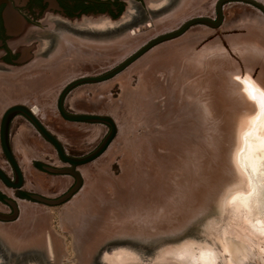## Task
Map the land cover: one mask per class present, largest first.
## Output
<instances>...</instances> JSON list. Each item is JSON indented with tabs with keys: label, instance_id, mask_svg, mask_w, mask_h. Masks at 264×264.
I'll use <instances>...</instances> for the list:
<instances>
[{
	"label": "rangeland",
	"instance_id": "374dc122",
	"mask_svg": "<svg viewBox=\"0 0 264 264\" xmlns=\"http://www.w3.org/2000/svg\"><path fill=\"white\" fill-rule=\"evenodd\" d=\"M180 1L186 7L178 14L130 37L116 32L107 42L97 38L93 44H84L68 33L64 32L70 38L66 40L55 33L52 45L37 55L35 65L20 70L0 68V94L23 99L19 103L29 108H41L46 127L69 155L90 153L109 127L65 120L56 106L59 92L78 77L100 75L120 64L147 42L129 45L131 53L123 56L127 44L148 32H161L165 24L178 27L200 15L215 17L217 0ZM256 1L264 5V0ZM223 7L221 27L195 24L183 35L185 38L156 44L113 81L82 83L69 91L65 109L110 115L116 120L117 134L103 154L79 167L82 185L67 204L47 206L19 199L0 181L2 191L16 196L18 204H31L37 214L26 220L20 211V218L0 222L1 257H8L5 248L23 249L29 234L40 236L52 229L67 236L69 243L74 236L72 245L76 236L90 232L87 242L109 238L112 242L145 245L175 241L196 224L220 213L231 195L249 192L248 180L235 156L247 133L264 135V11L244 1H230ZM67 40L77 42L86 56L49 70L47 67L61 61L71 46ZM92 52L96 55L90 56ZM121 75L128 78L117 80ZM108 82L112 83L106 85ZM4 108L0 106V117ZM20 133L29 171L24 156L16 152ZM10 142L14 156L25 169L23 191L56 196L73 183L68 174L41 169V165H65L54 146L22 115L10 124ZM0 167L12 175L1 147ZM77 199L79 212L87 217L85 228L82 216L74 222L63 218ZM0 211L6 212L8 207L0 203Z\"/></svg>",
	"mask_w": 264,
	"mask_h": 264
},
{
	"label": "water",
	"instance_id": "95a60500",
	"mask_svg": "<svg viewBox=\"0 0 264 264\" xmlns=\"http://www.w3.org/2000/svg\"><path fill=\"white\" fill-rule=\"evenodd\" d=\"M174 0H0V60L19 64L32 60L52 45L56 30L64 25L85 33L113 34L140 22L148 14L168 7ZM230 1L251 3L264 11L256 0H217L216 20L197 16L186 21L178 30L150 39L120 64L100 75L81 76L59 92L56 106L68 121L103 123L109 131L100 144L82 156L69 155L63 144L23 103L8 106L0 117V147L12 176L0 167V181L11 190L24 186V174L14 156L10 142V124L17 115L28 119L40 135L50 142L62 167L41 165V169L55 174H68L76 183L59 199L30 194L34 200L59 204L82 185L79 167L105 152L117 133L114 119L107 114L78 113L65 109L66 95L82 83H96L122 71L152 46L175 38L195 24L220 26L223 5ZM235 161L248 180L249 192L229 197L220 213L196 224L185 236L175 241H159L152 245L136 242H111L101 245L96 258L98 264H264V135L247 133L241 140ZM14 210L0 213V220L17 217L14 201L4 198Z\"/></svg>",
	"mask_w": 264,
	"mask_h": 264
},
{
	"label": "flooded vegetation",
	"instance_id": "af4514ba",
	"mask_svg": "<svg viewBox=\"0 0 264 264\" xmlns=\"http://www.w3.org/2000/svg\"><path fill=\"white\" fill-rule=\"evenodd\" d=\"M184 7H186L185 3L183 4V2H181L180 0H174L168 7L159 9L157 11H154L148 14L140 22L128 28H125L121 31H118L117 34L127 33V35L129 36H133L134 34L138 32L147 31L153 28L156 25L157 21L165 19L166 17H170L173 14H178V12H180ZM213 19L216 20V16ZM186 21L182 22L178 27L174 28L173 30L169 32L178 30ZM57 32L61 33V37H64L65 40L70 39L69 35H71V36H74L75 40H77L78 42H82L84 44H86L87 42L93 44L95 43L97 38L107 42L111 40V38L114 35V33L107 34V35L85 33L72 26H67V25L59 27L55 33ZM64 32L68 33L69 35L64 36L65 34ZM37 58L38 57L36 56L32 60L19 63V64H10V63L0 60V68L3 67L9 70H16V69L20 70V69L28 68V67L35 65ZM75 183H76V180L73 178V183L70 185V187L67 188L65 192L59 195L50 196V195L41 194V196L46 197L48 199H54V200L59 199L66 192H68L69 189L72 186H74ZM22 188L14 189V190L12 189L13 194L18 195L19 199L27 200L30 202L33 201L35 203L39 202L47 206H58L63 203L67 204L75 196L74 194H72L70 197H68L63 202L53 205V204H47V203H43V202L32 199L30 197V194H33V193L23 191ZM72 196L73 198L70 199ZM15 197L6 194L4 191L0 189V203L8 207V211L6 212L0 211V213H4L7 215H11L14 213L13 207L6 200H4V198L14 201L17 205V209H18L17 217L13 220H8V221H14L18 219L19 214H20L18 203ZM1 221L3 220H0V222ZM90 233L88 235L85 234L82 236V239H81L82 241L81 242L79 241L77 245L78 248H76L77 246L74 248L72 245L73 237H72V242L69 243L67 236L59 234L53 229H52V232L48 231L47 234L40 235V236H30L32 235L31 233L29 234V236H27L26 244L23 249L22 247L19 249L17 248V249H10V250H6L5 248L6 253H8V257H3V256L1 257L0 255V264H98L97 258H96V252L98 248L103 244L111 243L112 238L104 239V240H100L96 242H87V238L90 239L91 237ZM80 243H82V245Z\"/></svg>",
	"mask_w": 264,
	"mask_h": 264
},
{
	"label": "bare ground",
	"instance_id": "6f19581e",
	"mask_svg": "<svg viewBox=\"0 0 264 264\" xmlns=\"http://www.w3.org/2000/svg\"><path fill=\"white\" fill-rule=\"evenodd\" d=\"M212 2H214V0L212 1ZM201 3V2H200ZM215 3V2H214ZM192 5V4H191ZM199 5V4H198ZM199 7V6H198ZM202 8V7H201ZM203 9V8H202ZM224 9V7L222 8V10ZM200 10V9H199ZM198 11V10H197ZM196 12V11H195ZM197 13V12H196ZM202 13V12H201ZM198 14H200V13H198ZM203 14V13H202ZM223 14V13H222ZM200 16H202V15H200ZM223 16V15H222ZM179 17V16H178ZM197 17V16H196ZM212 19V18H211ZM175 21V20H174ZM173 21V22H174ZM222 21H223V19H222ZM172 22V23H173ZM221 24H223V22H221ZM220 24V27L222 26ZM160 25V24H159ZM180 25V24H179ZM174 27H176V26H170L169 27V24H165L164 26H163V28H161L162 30H161V32H164V31H168V30H172ZM219 27V26H218ZM228 27V26H227ZM192 27H190V28H188L184 33H182L181 35H179V36H177V37H175V38H172V39H170V40H168V41H171V40H173V39H176V38H180V37H182L183 35H185L190 29H191ZM223 29V28H222ZM160 30H156L155 32H153V33H149L148 32V34H145V35H143V36H140V37H138V38H136L134 41H132V42H130V43H125V46H126V44L128 45V47H125L124 48V55L123 56H127V55H129L130 53H131V49L129 48L130 46H132L133 45V43H136V42H139L140 44L141 43H145V42H148L149 41V39H153L154 37H156L159 33L161 34V32H159ZM223 31V30H222ZM202 32V31H201ZM200 33V32H199ZM225 35V34H224ZM226 36V35H225ZM130 37V36H129ZM184 38H185V36H183ZM132 38V37H131ZM221 38V37H220ZM222 38H223V36H222ZM214 39H216V37L214 38ZM219 39V38H218ZM68 41V40H67ZM123 41V40H122ZM124 41H126L125 39H124ZM161 43V42H160ZM67 44H69V45H71V46H69V48H67L66 50H65V54H64V57L62 58V60L61 61H59L56 65H54L53 67H47L49 70L50 69H58V68H60L61 66H63L64 67V65L67 63V61L68 60H73V58L75 59V58H77L78 60H81V59H84V56H86V52H84V51H82L80 48H79V45H78V43L77 42H73V41H68L67 42ZM162 44V43H161ZM130 45V46H129ZM139 45V44H138ZM157 45H159V44H157ZM157 45H154V46H152L151 48H149L147 51H145L142 55H140L137 59H135L132 63H130L127 67H125L122 71H120V72H118L117 74H115L114 76H112L111 78H109V79H106V80H103V81H101V82H106V81H109V80H111L112 79V81H113V79H115V77L116 76H118L119 74H123L122 72L123 71H125L127 68H129L134 62H136L138 59H140L143 55H145L148 51H150L152 48H154L155 46H157ZM171 47V46H170ZM66 48V47H65ZM140 49V48H139ZM156 50V49H155ZM159 50V49H158ZM120 51V50H119ZM166 51H167V49H166ZM97 52V51H96ZM157 51H155L154 53H156ZM162 52V51H161ZM102 53V52H101ZM118 53H120V52H118ZM98 54H100V53H98ZM97 54V55H98ZM162 54V53H161ZM160 54V55H161ZM91 55H93V56H95L96 55V53L95 52H92V53H90V56ZM159 56V55H158ZM97 57V56H96ZM151 60V59H150ZM153 60V59H152ZM97 61V60H96ZM146 62V61H145ZM138 64V63H137ZM66 66V65H65ZM46 67V66H45ZM62 67V68H63ZM38 69V68H37ZM44 69H46V68H44ZM40 69H38V71H39ZM66 70V69H65ZM65 70H63V71H65ZM131 71V70H130ZM123 76H127V75H121V76H119L118 77V79L117 80H120V79H127L128 77H123ZM129 76H130V74H129ZM122 79V80H123ZM124 82H125V80H124ZM112 82H108V83H105L106 85H109V84H111ZM11 86V85H10ZM12 87V86H11ZM104 87H106V86H104ZM5 89V88H4ZM8 89H10V88H8ZM7 91V90H6ZM25 91H27V90H25ZM2 92V91H1ZM8 92V91H7ZM22 92V91H21ZM20 93V92H19ZM13 95V94H12ZM57 97V96H56ZM23 100V99H22ZM20 98H10V97H6L5 95H1L0 94V104H2L3 105V107L5 106V108H7L8 106H10V105H13V104H15V103H19L20 101H22ZM2 105H0V106H2ZM4 108V109H5ZM31 109V111H32V113H34V115H36L39 119H40V121L45 125V123H44V121H43V119H42V116L40 115V111L42 110L41 108H38V107H36V106H34V107H32V108H30ZM45 117V116H44ZM46 119V118H45ZM114 121H116V120H114ZM116 123V122H115ZM46 126V125H45ZM116 126H117V124H116ZM118 127V126H117ZM222 131H223V129H222ZM22 133V132H21ZM20 133V135L17 137V139H16V141H15V144H16V152L17 153H20L21 155H23L24 156V163L25 164H27V162H28V160H29V158H28V156H27V151L25 150V148L23 147V144H22V137H23V135ZM117 134V133H116ZM217 148V147H216ZM215 158V157H214ZM18 163H19V161H18ZM20 165V164H19ZM216 165V164H215ZM20 167H21V165H20ZM2 168V167H1ZM26 170H28L27 168H28V164L26 165ZM3 169V168H2ZM22 169V168H21ZM80 169V168H79ZM4 170V169H3ZM5 171V170H4ZM25 171V169H23L22 170V172H24ZM29 171V170H28ZM214 171V170H213ZM31 173H32V170L30 171ZM204 173V172H203ZM206 173V172H205ZM23 174H25V173H23ZM207 174H210V173H207ZM9 175V174H8ZM212 175V174H211ZM25 176V175H24ZM205 176V175H204ZM207 176V175H206ZM205 178V177H204ZM210 178V177H209ZM210 181V179H208V176H207V178L205 179V181ZM208 181V182H209ZM178 183V182H177ZM201 183H203L202 181H201ZM200 183V184H201ZM207 183V182H206ZM205 184V183H204ZM203 184V185H204ZM181 185V184H180ZM178 186V185H177ZM182 186V185H181ZM180 186V189L182 188ZM185 186H187V185H185ZM184 186V187H185ZM198 186V185H197ZM28 187H31V184L29 185L28 184ZM183 187V188H184ZM188 187V186H187ZM191 188V187H190ZM10 189V188H9ZM176 189V188H175ZM178 189V188H177ZM186 189V188H185ZM192 189H194V187L192 188ZM195 189H199V188H195ZM182 190V189H181ZM191 190V189H190ZM175 191V190H174ZM178 191V190H177ZM183 191H184V189H183ZM179 193H180V191H178ZM177 192V193H178ZM11 193V192H10ZM174 194H175V192H174ZM176 195V194H175ZM178 196V195H177ZM77 197H79V196H77ZM76 197V198H77ZM176 198V197H175ZM179 199H180V197H179ZM176 201V200H175ZM180 201H181V199H180ZM19 202V209H20V211H21V215H22V217H23V219H26V220H28L29 218H33L35 215H37V214H35V212H34V207L31 205V204H29V203H27L26 201H18ZM77 202V203H76ZM168 202V201H167ZM177 202V201H176ZM178 203H179V201H178ZM74 205V207L70 210H68V212H66L65 214H63V218L64 219H66V220H72L73 222L74 221H76V220H78L81 216L82 217H84L85 219H83L84 220V222L82 223V225H83V227L86 225V223L87 222H85L86 221V215H85V213L84 214H82L81 212H79V210H78V208L81 206L80 205V203H78V199L73 203ZM181 204V203H180ZM159 207V206H158ZM85 209V208H84ZM174 210V209H173ZM172 210V211H173ZM176 212H177V210H176ZM178 213V212H177ZM81 217V218H82ZM19 218V217H18ZM71 222V221H70ZM64 224V223H63ZM5 225V224H4ZM30 226V225H29ZM63 227V226H62ZM16 228H18V226L16 227ZM85 228V227H84ZM4 228H2V230H3ZM11 229L12 228H9V230L8 229H6L8 232L9 231H11ZM14 229V228H13ZM87 229V228H86ZM5 230V229H4ZM3 230V231H4ZM77 230H79V229H77ZM6 231V232H7ZM80 231V230H79ZM83 231V230H82ZM81 231V232H82ZM76 233V232H75ZM81 235H82V233H80ZM74 235V234H73ZM74 237V236H73ZM82 237L81 236H76V240H75V242L73 243V245H74V247H76L77 245H78V243H79V241L81 242L82 240ZM49 243V242H48ZM83 243V242H82ZM82 243H80L81 245H82ZM80 245V246H81ZM50 246V245H49ZM76 248H78V246L76 247ZM51 252V251H50Z\"/></svg>",
	"mask_w": 264,
	"mask_h": 264
},
{
	"label": "snow or ice",
	"instance_id": "6c2138e0",
	"mask_svg": "<svg viewBox=\"0 0 264 264\" xmlns=\"http://www.w3.org/2000/svg\"><path fill=\"white\" fill-rule=\"evenodd\" d=\"M253 94H255V90H253ZM262 104H264V98H262Z\"/></svg>",
	"mask_w": 264,
	"mask_h": 264
}]
</instances>
